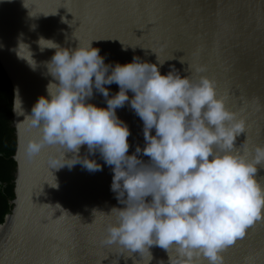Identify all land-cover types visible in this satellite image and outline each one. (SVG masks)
<instances>
[{
    "label": "clouds",
    "instance_id": "1",
    "mask_svg": "<svg viewBox=\"0 0 264 264\" xmlns=\"http://www.w3.org/2000/svg\"><path fill=\"white\" fill-rule=\"evenodd\" d=\"M91 42L72 48L39 38L41 51L55 49L44 62L52 77L47 95L30 114L18 87L13 97V111L39 132L28 141L27 156L55 146L50 169L81 164L90 172L102 170L91 158L96 152L112 166L111 190L123 207L102 211L104 244L139 252L147 264L153 246L168 254L157 264H225L223 251L264 219V179L257 176L264 167V144L251 154L239 149L237 138L247 121L229 109L207 75L193 79L175 65L162 74L165 60L159 55L158 63L138 55L128 63H106ZM26 60L36 70L33 54ZM206 71L196 67L197 73ZM113 83L119 91L110 95L106 86ZM95 92L106 98V107L90 102ZM125 104L143 121L145 144L131 154V129L117 115Z\"/></svg>",
    "mask_w": 264,
    "mask_h": 264
},
{
    "label": "water",
    "instance_id": "2",
    "mask_svg": "<svg viewBox=\"0 0 264 264\" xmlns=\"http://www.w3.org/2000/svg\"><path fill=\"white\" fill-rule=\"evenodd\" d=\"M59 3L60 0H0V61L13 96L19 88L26 113H31L41 95H47L52 79L46 74L44 62L51 59L55 49L41 51L39 38L53 39L72 48L92 41V46L106 55V63H128L134 55L158 63L159 54L165 60L162 74L175 65L181 75L193 79L207 75L215 81L217 94L224 97L229 109L240 112L247 121L246 132L237 138L239 149L251 154L256 145L264 144V0H66L79 20L76 24L67 8L55 7ZM135 33L141 37L137 39ZM108 36L120 37L125 44L120 39H100ZM32 54L38 65L36 70L26 60ZM200 65L206 66L207 71L197 73ZM106 87L110 88V95L119 91L116 83ZM132 95L129 90V97ZM90 102L107 106L106 98L99 92ZM117 115L131 129V154L137 144H145L143 121L129 104L118 108ZM24 118L14 112L12 121L18 142L16 198L3 226L6 231L0 244V264H75L76 260L79 264H92L94 251L120 248L102 242V211L110 213L113 207H123L111 190L112 166L96 152L91 158L103 166L102 170L90 172L81 164L71 169H50L48 156L55 146H45L37 157L29 158L26 145L39 132L30 128ZM86 152L87 146H82L81 155ZM257 176L264 179V167ZM43 178L49 184H41ZM55 183L57 187H53ZM38 188L37 195L33 194ZM32 199L41 205L33 204ZM43 215H55L64 222L44 225ZM80 218L85 223L96 218V223L83 227L79 225ZM151 252L150 264L168 259L160 247L153 246ZM133 256L143 259L139 252ZM223 256L225 264H264V223L256 221L246 230V238L238 240ZM114 259L116 256L109 254L100 264H112ZM118 264L135 261L121 254Z\"/></svg>",
    "mask_w": 264,
    "mask_h": 264
},
{
    "label": "trees",
    "instance_id": "3",
    "mask_svg": "<svg viewBox=\"0 0 264 264\" xmlns=\"http://www.w3.org/2000/svg\"><path fill=\"white\" fill-rule=\"evenodd\" d=\"M13 88L0 61V231L13 210L18 142L13 128ZM3 227V228H2Z\"/></svg>",
    "mask_w": 264,
    "mask_h": 264
},
{
    "label": "snow or ice",
    "instance_id": "4",
    "mask_svg": "<svg viewBox=\"0 0 264 264\" xmlns=\"http://www.w3.org/2000/svg\"><path fill=\"white\" fill-rule=\"evenodd\" d=\"M55 7H57V8H60V7H65V8H67V10L69 11V12H71L72 14H73V16L75 17V19H73L72 21H75V24H76V21H79L77 18H76V16L74 15V13L72 12V10H71V8L69 7V6H67V4H66V0H60V3L58 4V5H56ZM151 23H153V22H149V25H151ZM75 24H73V25H75ZM141 29H144V28H141ZM135 35H136V33H135ZM141 37V36H140ZM140 37H138L137 35H136V38L137 39H139ZM102 38H112V39H120V37H112V36H108V37H101L100 39H102ZM121 40V39H120ZM123 43H124V41L123 40H121ZM125 44V43H124ZM128 45H131V41H129V44ZM127 45V46H128ZM137 45H139V44H137ZM126 46V45H125ZM141 46V45H140ZM153 51H155L154 49H153V47H150ZM162 51H165V48L164 49H162ZM156 52V51H155ZM157 53V52H156ZM159 55V54H158ZM172 58H173V55H172ZM172 58H170V59H172ZM182 60H184L183 59V57L181 58ZM190 66V65H189ZM223 97V96H222ZM224 98V97H223ZM262 135H264V130H262ZM244 142V141H243ZM242 144V143H241ZM51 171V170H50ZM45 182H47L48 184H49V181L48 180H46V179H44L43 178V180L41 181V184H44ZM54 186V185H53ZM40 189L38 188L36 191H34L33 192V194L35 193H37L38 191H39ZM33 194H32V196H33ZM37 195V194H36ZM32 202H33V199H32ZM33 204H37V203H34L33 202ZM37 205H41V204H37ZM45 204H43V206H44ZM60 217V216H59ZM259 221H261V223H264V219H261V220H259ZM64 221H63V219L61 218V219H57V217H55V215H53V216H49V215H43L42 217H41V223L42 224H44V225H48V224H60V223H63ZM96 223V218L93 220V222L92 223H85V222H83L82 221V219L80 218L79 219V225H81V226H83V227H92L94 224ZM254 226V224H252L249 228H251V227H253ZM246 238V234L245 235H243V236H241V237H239V238H237L236 240H235V242L234 243H232L228 248H226L224 251H223V253L224 252H226L229 248H231V247H233L234 246V244L238 241V240H243V239H245ZM104 244V243H103ZM104 245H106V244H104ZM106 246H111V245H106ZM109 254H114L115 256H116V259H114L113 261H112V264H118V260H119V256L121 255V254H124L125 255V257L127 258V257H133V260L135 261V264H147V260H148V257L147 256H145L142 260H136V258L133 256V253H131V252H128V251H125V250H123L121 247L120 248H117V249H115V250H108V251H100V250H96V251H94L92 254H91V262H92V264H100V262L101 261H103ZM70 258H71V254H70ZM75 264H79V261L78 260H76L75 261Z\"/></svg>",
    "mask_w": 264,
    "mask_h": 264
},
{
    "label": "bare ground",
    "instance_id": "5",
    "mask_svg": "<svg viewBox=\"0 0 264 264\" xmlns=\"http://www.w3.org/2000/svg\"><path fill=\"white\" fill-rule=\"evenodd\" d=\"M5 231H6V227H4L1 231H0V244L4 238L5 235Z\"/></svg>",
    "mask_w": 264,
    "mask_h": 264
}]
</instances>
